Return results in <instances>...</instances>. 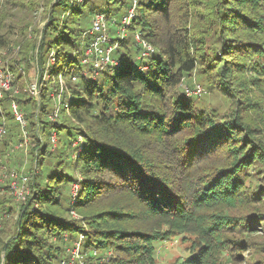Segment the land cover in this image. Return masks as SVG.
I'll list each match as a JSON object with an SVG mask.
<instances>
[{
	"label": "trees",
	"instance_id": "16d2710c",
	"mask_svg": "<svg viewBox=\"0 0 264 264\" xmlns=\"http://www.w3.org/2000/svg\"><path fill=\"white\" fill-rule=\"evenodd\" d=\"M131 2L60 0L52 6L37 52L39 77L45 70L50 74L39 108L26 89L29 60L22 71L15 70L20 89L13 98L26 117L24 128L32 124L40 129L47 144L39 145L42 157L37 165L42 171L33 174L29 195L17 203L19 218L9 240L0 246V264H51L46 257L60 261L67 248L59 255V246L54 248L50 239L62 242L64 233L70 240L82 235L81 247L88 257L97 247H111L122 255L116 264H145L153 258V241L163 235L153 234L158 233V224L194 234L202 246L193 262L208 264L214 252L229 243L233 250L243 251L242 241L228 240L226 235L249 236L256 231L257 217L235 223L228 211L264 206V102L246 100L258 88L263 92L254 94L253 100L264 99V0H207L203 9L209 18L201 39H193L194 32L180 25L184 17L177 24L174 21L176 9H190L186 0H137L128 35L113 38L118 41L112 52L116 63L92 76L89 66L81 63L88 44L82 35L91 25L90 14L110 17L125 4L129 9ZM136 29L158 48L141 59L136 56L141 49L133 34ZM207 35H217L219 41L213 56L205 50ZM6 44L0 36V49ZM52 50L54 63L46 68ZM198 66L204 73L210 67L212 81L234 103L231 118L216 122L212 111L196 108L191 97L176 90ZM59 74L66 81L69 104L51 120L49 92L56 89ZM72 74L77 81L70 80ZM9 105L7 96L0 99V117H5L7 128L0 141L2 156L14 139L13 127L20 128ZM248 112H254L258 122L253 124L250 118L247 123ZM34 116L37 121L27 124L26 119ZM52 130L57 146L50 150ZM182 133L187 136L184 140ZM36 142L40 144L38 138ZM162 160L171 162L173 170L165 168ZM74 183L78 189L70 195L67 190ZM103 191L128 195L129 200L120 195L128 217L114 206L92 214L86 211V224L66 216L72 208L82 211L100 201ZM63 204L65 216L57 212ZM0 207L5 218H13L12 206L0 201ZM219 207L222 212L209 222L205 213ZM139 214L146 218L142 230L132 221Z\"/></svg>",
	"mask_w": 264,
	"mask_h": 264
},
{
	"label": "rangeland",
	"instance_id": "374dc122",
	"mask_svg": "<svg viewBox=\"0 0 264 264\" xmlns=\"http://www.w3.org/2000/svg\"><path fill=\"white\" fill-rule=\"evenodd\" d=\"M60 1V0H58ZM125 2H130V0H124ZM188 6L190 9L182 8L181 10L176 9L175 19L174 21L177 22L181 18L184 19V23L180 24L181 26H186L187 29L191 32H194L193 39L198 38L201 39V31L203 30L204 26L206 25L207 18L209 16L207 15V11L204 8L205 4L207 3V0H186ZM55 0H0V36H2L7 44L3 48L0 49V57L1 58H8L10 55H12V48L19 45L20 50H18V54L16 55V58H18V63L21 65H26L27 60H29V63L31 64L30 70H29V80L34 79L36 74H38L39 69L37 65V57H38V45L40 43V40L43 36V31L45 26L48 24L52 12L51 8L53 5H55ZM117 6V5H115ZM124 7L117 13L112 14L110 17L112 19H115L117 22L112 24L110 26V34L112 36H116V30L120 29L119 22L123 16L128 15V7H126V4L123 5ZM61 7V6H60ZM63 7V5H62ZM174 12V11H173ZM55 15H59V12H55ZM137 14V9L133 11L132 18ZM202 14V15H201ZM64 17L68 15L67 12H63ZM61 16V15H60ZM153 14L150 15L152 17ZM62 17V16H61ZM90 19L92 18V14H90ZM89 24V23H88ZM131 24V22L129 23ZM88 26V25H87ZM85 28V27H84ZM129 28L128 26L126 27ZM137 30V29H136ZM138 32L135 31V34ZM127 30L124 31V36L128 35ZM136 40V39H135ZM205 46H206V52L214 53L215 48H217L219 41L217 40V35L214 37L212 36H205ZM35 47L33 50L31 48ZM31 49V50H30ZM158 48L155 46L154 50H157ZM30 50V51H29ZM217 50V49H216ZM28 56H27V52ZM142 52L140 49L139 54ZM213 53L211 56H213ZM36 54V60H34V56ZM219 54V53H218ZM224 57L227 55H223ZM28 57V58H27ZM26 58V59H25ZM212 58V57H211ZM213 65V64H212ZM211 66V65H210ZM210 70V67L207 68ZM207 70V73H204L205 71L201 70V67L198 66L196 70H193L191 73L186 74V76L182 79V82L180 85L176 88V90H183L185 88H193L196 84H199L202 89L203 93L201 95H190L186 97H191L192 102L196 106V108L204 109L206 111H209L213 114H215L214 119L216 122H222L226 119H229L233 116L235 105L232 103V100L229 99L228 95H223L220 91V89L217 87L216 83L212 80V74L210 71ZM217 72V71H215ZM249 78H250V71H248ZM28 80V81H29ZM253 91L250 92V95H247L246 100H250V102H259L264 99L260 100H253V95H261L263 92L262 88L258 89H252ZM248 91V90H244ZM226 92V91H225ZM241 94V93H239ZM238 97L237 95H234ZM241 114V113H240ZM236 116V115H235ZM246 117V122L250 123V118H252L253 124H255L258 119L257 116H255L254 112H248ZM26 118V117H25ZM35 116L32 118L26 119L27 124L30 121H34L35 123ZM37 121V120H36ZM28 144L25 149L20 148L16 149L13 153L7 155V150L4 151V154L7 157V160L9 162V166L12 168H16L17 170L21 171L22 167H24L23 170L28 171L29 175L33 176V171L39 172L42 171L41 167L37 165V161L42 157L39 151V145H41L42 142L46 143L47 139L40 133L39 131H36L34 127H32V124H28L25 129ZM23 130L22 128L16 126L13 127V138L10 142L11 144L17 143L18 139L22 136ZM180 139L184 140L187 138L184 137V134H180ZM40 142V144L37 141ZM14 140H16L14 142ZM38 143V145H37ZM75 141L73 142L74 145ZM47 144V143H46ZM43 146V145H42ZM40 157V158H39ZM46 159H44V163H46ZM162 163L164 164L165 168L173 170L172 163L171 162H165L162 160ZM168 166V167H167ZM257 167H255L254 170H256ZM43 170H45V166L43 167ZM77 173V172H76ZM79 173V172H78ZM75 177L79 178L80 176L77 174ZM258 183L257 180L254 181V184ZM119 184V182L117 183ZM57 190V188H55ZM78 189V184L74 183L69 187L67 190L68 193L71 195H75ZM59 190L66 191L65 187H59ZM116 190V189H115ZM104 198H102L100 201H93L92 204L89 205L91 210L83 209L82 211H78L77 209L72 208L68 213H66V216L70 219H75L79 221L81 224H86V219L83 217L85 216V212L87 213H94V210H98L100 208H104L105 206H114L117 208L118 211H122L124 214H127L125 217H128L129 210L127 208H124V201L121 200L120 195L122 194V198H127L126 200H129L128 195L124 194V192H121V194L118 192L116 194H112V192L103 191ZM114 193V192H113ZM11 194L6 191L2 190L0 188V201H2V204L5 206H12L13 210V218L10 217L5 218L2 208L0 207V246L5 241L7 242L10 238V234H12V231L16 228L15 225H17V221L19 218V213L21 207L17 204V202L13 199ZM6 197V198H4ZM12 202H10V200ZM77 202V201H76ZM99 202V203H97ZM120 203V204H119ZM14 206V207H13ZM64 204L62 205L61 209L57 207V212L60 213L63 211ZM239 207V206H238ZM232 208L228 211V215L235 218V223H238L237 221L241 219L240 221H243L242 218H246L247 216L250 217H257L256 218V224H255V232H251L249 236H246L242 233H234L226 235L228 237V240H237L242 241V245L244 246L243 251H237L233 250V245L231 243L227 244L229 247L224 248L221 250H217L214 252L213 261H209L208 264H264V225L261 224V220L264 219V206L257 205L256 207H250V208ZM221 208L208 210L205 213V216L208 217L209 222L213 221L215 219L214 215L218 216V213H221ZM137 215V213H135ZM202 214V212H201ZM262 214V215H261ZM61 215L65 216L63 212H61ZM104 218H100V220H103ZM3 221V222H2ZM133 222H137V225L140 226L142 230L143 223L146 221V218L144 215H138L132 217ZM99 222V221H98ZM3 223V224H2ZM88 226V225H87ZM128 229V227H126ZM158 233L155 231L153 234H163L161 236V239L153 241L152 243V256L151 262L145 263V264H193L195 261L194 256L199 253V248L202 246L199 239L191 233L185 232V231H178L176 228L169 227L167 225H161L158 224L155 226ZM252 228V227H250ZM133 230V229H129ZM82 235H79L76 239L70 240L67 233H64V237L61 239V241L58 240L57 237H52L50 239V242L54 248H57L59 246V255L65 253L63 250L65 248H71L76 242V240H82ZM227 240V241H228ZM206 244V243H205ZM81 247V246H80ZM81 250L83 252V257L77 259L79 264L80 262L82 264H89V262L93 264H116L117 261H120L119 259H122V255H119L117 253L112 252L111 247L110 248H104V247H97L96 249L91 250L92 251V257L87 256V251H85L82 247ZM119 255V256H118ZM2 255V260H3ZM66 256V254L64 255ZM193 256V260L191 257ZM62 259V258H61ZM47 262H51V264H60L59 259H55L50 261V258H45ZM59 261V263H58ZM195 264V263H194Z\"/></svg>",
	"mask_w": 264,
	"mask_h": 264
},
{
	"label": "built area",
	"instance_id": "2783aa9c",
	"mask_svg": "<svg viewBox=\"0 0 264 264\" xmlns=\"http://www.w3.org/2000/svg\"><path fill=\"white\" fill-rule=\"evenodd\" d=\"M137 0H132L131 5L128 9V15L123 16L119 22L120 29L116 30V36H112L109 31V27L116 23L115 19L110 17H106L103 13H95L91 19L90 27L83 33V38L88 40V44L84 49L83 56L81 58V63L83 65H88L91 70V75H97L100 71L106 69L110 65L116 63V61L112 57V52L117 46L118 41L114 40V37H124V31L126 27L131 22V17L133 16V11L136 8ZM136 41L140 44L142 52L137 56L138 59L145 57L149 53L153 52L155 46L149 43L147 40L142 38L137 32L135 34ZM18 50H20V46L17 45L12 48V55L8 58L0 57V99L7 96L10 100V110L15 119V121L19 124V126L23 130L22 136L18 139V142L15 144H9L7 147V155L13 153L16 149L23 148L25 149L28 140L25 132V118L23 111L18 106V103L13 98V95L17 94L19 91V80L17 77V73L22 71L23 65L18 63V58L16 55L18 54ZM34 60H36V54L34 56ZM48 63H54V51H50L48 55V61L46 64V68L48 67ZM83 69V68H81ZM85 73V69L82 70ZM50 79V74L47 70H45L42 75L39 77V74H36L34 79H30L27 82L26 89L28 92L34 96L37 100L38 108L40 105V96L42 87L47 86V83ZM78 77L74 74L70 76V80L72 82L77 81ZM56 89L51 90L49 92L52 101V108L49 113V119L56 120L60 115V110L64 108L67 110L69 104V95L68 88L66 85V81L64 77L59 74L55 77ZM185 95H201L203 93V89L199 84H196L193 88H185ZM64 93H67L66 99L63 100ZM38 112V109L36 110ZM6 120L5 117H0V141L6 133ZM44 142L41 143V145ZM48 147L50 150H53L57 146V134L55 130H52L49 134L48 139ZM19 171L16 168H12L9 166V162L5 155L2 156L0 152V188L2 190L8 191L13 199L17 203L23 202L26 197L30 193V179L28 171L23 170ZM33 171L32 174H35ZM81 240H76L71 248H67L66 256H64L60 264H77V259L83 257V252L81 250ZM79 264H82L81 262Z\"/></svg>",
	"mask_w": 264,
	"mask_h": 264
},
{
	"label": "water",
	"instance_id": "95a60500",
	"mask_svg": "<svg viewBox=\"0 0 264 264\" xmlns=\"http://www.w3.org/2000/svg\"><path fill=\"white\" fill-rule=\"evenodd\" d=\"M58 2V0H55V3H57Z\"/></svg>",
	"mask_w": 264,
	"mask_h": 264
}]
</instances>
